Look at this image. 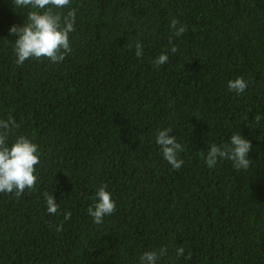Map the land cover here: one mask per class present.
Wrapping results in <instances>:
<instances>
[{
    "label": "trees",
    "instance_id": "obj_1",
    "mask_svg": "<svg viewBox=\"0 0 264 264\" xmlns=\"http://www.w3.org/2000/svg\"><path fill=\"white\" fill-rule=\"evenodd\" d=\"M72 9L65 59L18 66L10 27L47 9L0 0V119L19 125L7 145L23 135L40 160L32 189L0 193V264H139L161 248L156 264H264V0H70L52 11ZM238 77L239 94L228 88ZM163 128L183 145L179 170L155 142ZM237 132L249 167H208L209 146ZM101 185L116 210L96 224L87 209Z\"/></svg>",
    "mask_w": 264,
    "mask_h": 264
},
{
    "label": "clouds",
    "instance_id": "obj_2",
    "mask_svg": "<svg viewBox=\"0 0 264 264\" xmlns=\"http://www.w3.org/2000/svg\"><path fill=\"white\" fill-rule=\"evenodd\" d=\"M70 0H13L15 8L31 7L33 9L45 11H30L27 14V23L17 27L13 25L9 29V34L15 36L14 55L15 63L22 66L30 58L40 60L42 58L52 63H60L71 52L69 34L75 29V10H69L66 15L53 12L52 8H64L69 6ZM169 27L173 30L175 37H180L186 31L185 26L180 25L176 19L169 22ZM168 49L172 54H176L178 49L172 44L169 38ZM131 47V45L129 46ZM135 55L137 58L143 56V48L139 42L135 43ZM168 62L166 53L160 54L153 63L156 66ZM248 83L238 77L228 82V88L236 93H243ZM256 121L261 117L257 115ZM19 127L12 119H0V193L15 194L21 196L25 189H32L37 181L35 166L40 163L38 146L23 135L16 136L10 146L6 141L9 135H15V130ZM171 128L157 130L155 142L160 147L161 154L173 169L179 170L184 161L178 158V153L183 151V145L174 136H169ZM251 143L243 138L238 132L232 134L223 148L215 143L211 144L206 154L205 163L208 167L217 164L218 159H228L232 161L233 167L237 170L247 169L251 163L248 153ZM106 185H101L95 194V203L87 209L88 215L93 218L96 224L103 223V217L111 215L116 210V203L107 192ZM47 212L56 214L58 205L51 193H44ZM64 220L71 219V212L62 213ZM57 232L63 231L62 225H57ZM177 257L184 255V248H176ZM166 248H161L159 254L156 251H146L139 257V264H156L159 256L165 255Z\"/></svg>",
    "mask_w": 264,
    "mask_h": 264
}]
</instances>
